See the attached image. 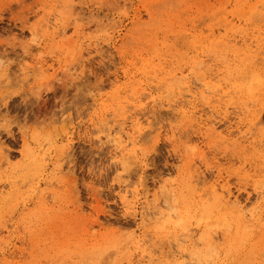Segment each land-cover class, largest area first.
Here are the masks:
<instances>
[{"label": "rangeland", "instance_id": "1", "mask_svg": "<svg viewBox=\"0 0 264 264\" xmlns=\"http://www.w3.org/2000/svg\"><path fill=\"white\" fill-rule=\"evenodd\" d=\"M68 1L0 0V264H264V224L236 242L210 187L264 215V84L259 100L233 86L264 74V0ZM131 121L123 169L105 136Z\"/></svg>", "mask_w": 264, "mask_h": 264}, {"label": "bare ground", "instance_id": "2", "mask_svg": "<svg viewBox=\"0 0 264 264\" xmlns=\"http://www.w3.org/2000/svg\"><path fill=\"white\" fill-rule=\"evenodd\" d=\"M68 2H71L68 1ZM68 2L66 5H68ZM63 3V2H62ZM66 3V2H65ZM70 4V3H69ZM71 5V4H70ZM259 47V46H258ZM250 64V63H249ZM251 67V71L248 70V72H246V70H242V71H238L237 73V79L238 80H246V83L245 85H236V83H232L233 86H234V89H236L237 92H240L241 94H245L249 99H260L261 98V95L262 93H260V88L262 89V86L264 84V74L262 73V71L256 67L253 62ZM209 73V72H208ZM207 73V74H208ZM192 74V73H191ZM206 74V73H205ZM236 74V73H235ZM170 75V74H168ZM178 75V74H177ZM210 75V74H209ZM222 75V74H221ZM200 76V75H199ZM198 76V77H199ZM207 76V75H206ZM214 76V75H213ZM212 76V77H213ZM195 77V76H194ZM203 77V76H202ZM211 77V76H210ZM209 77V78H210ZM211 77V79H212ZM185 78V77H184ZM197 78V77H196ZM214 78V77H213ZM169 79V78H168ZM201 79V78H200ZM233 79V78H232ZM231 79V80H232ZM170 80H172L173 82H175L176 84L179 83V86L184 88V90L186 91L187 93V96L190 97L189 100L193 99V98H197L196 97V93L191 89V86L188 82L186 81H190V80H186L183 79L182 77H176V75H171L170 77ZM197 83L200 81L199 79H197ZM207 78L205 79H201V81H203L204 83H202L203 85V89L206 93L212 95V97H222L223 95H225L224 92H221V88L220 86H212L210 84V81H206ZM235 82V81H234ZM161 83V82H160ZM201 83V82H200ZM224 83V82H223ZM220 84L221 86L223 85ZM238 83V82H237ZM241 83V82H240ZM170 84V82H169ZM169 84H167L165 87L166 88H169ZM174 84V83H173ZM175 84V85H176ZM196 84V83H195ZM228 84V83H227ZM164 85V84H163ZM194 85V84H193ZM201 85V84H199ZM230 85V83L228 84ZM197 86V85H195ZM193 86V87H195ZM160 87V86H159ZM179 87V88H180ZM197 88V87H196ZM231 88L232 85H231ZM230 88V89H231ZM142 89V88H141ZM194 89V88H193ZM143 90V89H142ZM150 90V89H149ZM195 90V89H194ZM198 91V90H197ZM167 93H170L167 89ZM172 93V92H171ZM184 93V92H183ZM204 92H202L201 94H203ZM181 95V94H180ZM184 95V94H182ZM180 96L181 98L183 96ZM149 97V95H147ZM147 97V98H148ZM186 97V95H185ZM188 97V98H189ZM200 97V95L198 96ZM203 99V97H201ZM205 98V97H204ZM210 98V97H209ZM141 99V98H140ZM139 99V100H140ZM167 99V98H166ZM173 99V98H172ZM171 98L168 99L169 101H167V105H168V108L172 109V110H178V113H180L183 117V119H185L186 121H188L190 124H194L199 131L201 130H204V132L206 134H210V135H213L215 134L216 132V123L213 124V121L206 118V119H201V115L199 116V119L200 121H196L195 119H193V116L192 114L190 113L192 110H195V106L194 104L192 103V101H187V104H183V102H180L177 100V98L173 99L172 100ZM208 99V98H207ZM166 101V100H165ZM220 101V100H218ZM214 102V101H213ZM122 103V102H121ZM216 103V102H215ZM134 107V106H133ZM139 107V106H138ZM126 108V107H125ZM136 108V107H134ZM189 108L191 109V111H187L186 109ZM208 108V107H207ZM210 109V108H209ZM122 110H125V109H122ZM138 110V109H137ZM127 111V110H126ZM124 112V111H123ZM192 113H194L192 111ZM206 113V112H204ZM134 114V113H133ZM194 114H197V113H194ZM222 114V113H221ZM239 114V113H238ZM136 115V114H135ZM138 115V114H137ZM213 115V114H212ZM226 115V114H224ZM125 116V115H124ZM133 116V115H131ZM237 116V115H236ZM118 117V116H117ZM123 117V116H122ZM129 117V116H128ZM127 117V118H128ZM130 118V117H129ZM224 118H226L224 116ZM230 118V116H229ZM232 118V117H231ZM235 119V118H234ZM225 121V120H224ZM215 122V120H214ZM130 126H125V123H121L118 127V129H108L107 131V134L105 136V139L109 142V144L111 143L113 148H114V151L117 152V154L120 156V163H121V167L124 169V168H127V167H130L131 164H135L136 161H133L134 160V151L133 149L131 151L128 150V148L131 146L133 147L134 144L136 143L135 140L137 139V136L135 137V135H140L141 134V129L139 128V123L137 121H131L130 122ZM227 124V123H226ZM127 125V124H126ZM141 125V124H140ZM225 125V124H224ZM217 127H220V126H217ZM230 128V127H229ZM218 130V129H217ZM224 130V129H223ZM231 132V131H230ZM228 132V134H226L227 136H231V133ZM233 133V132H232ZM242 136V134L240 135ZM218 137H222V136H219L218 134ZM233 139V138H232ZM225 140V139H224ZM137 141V140H136ZM190 141V140H189ZM188 141V142H189ZM115 155V154H114ZM261 156H264V151H263V154H261ZM118 157V156H117ZM116 157V158H117ZM121 168V169H122ZM219 181V180H218ZM141 182V181H140ZM220 182V181H219ZM218 182V183H219ZM142 184V183H141ZM140 185V184H138ZM144 185V184H142ZM142 187V186H141ZM145 187V186H143ZM192 187V186H191ZM211 191L214 195V198H213V202H214V206L217 208L219 206L220 208V205L222 207H227L229 208V210L233 211L235 213V229H236V242H239V240L241 239L243 230L245 229H250L251 232L253 233H258L260 230L263 229V224H264V215L262 213V210L260 209V207L256 206L254 208H251V209H246L248 208L246 205H242L240 203V201L238 200V198L236 197H233L232 196V193L230 191V189L228 188H225L224 186H216L215 183H213L211 186ZM190 189V188H189ZM188 189V190H189ZM195 190V189H194ZM1 192V191H0ZM208 193H211V192H208ZM1 194V193H0ZM209 196V195H208ZM213 197V196H212ZM126 199V198H125ZM233 199V200H232ZM123 202H125L124 199H122ZM206 202V201H205ZM226 208V209H227ZM210 209H212V207L210 206ZM216 211V210H215ZM227 211V210H226ZM211 212V211H210ZM204 213V212H202ZM201 213V215H202ZM226 213V212H225ZM229 213V212H227ZM226 213V215H227ZM232 213V212H230ZM142 214V213H141ZM208 214L209 216V213L207 212L206 215ZM136 215V214H135ZM147 215V214H146ZM151 219H155L156 222H158V220H162L165 222V220L167 221H171L172 220V214H169V213H166L165 210L161 209L160 206H153L152 208V211L148 214ZM147 215V216H148ZM225 215V216H226ZM230 215V214H229ZM207 216V217H208ZM206 217V218H207ZM223 217V216H222ZM221 217V218H222ZM148 218V217H147ZM224 218V217H223ZM214 219V218H213ZM149 220V219H147ZM178 220V219H177ZM204 220V219H203ZM206 220V219H205ZM208 220V219H207ZM226 220V219H225ZM212 221H216V220H212ZM162 223V222H161ZM224 223V221H223ZM212 225L211 226H208L210 227L211 229L213 228V225L215 224V222H212L211 223ZM157 225V224H156ZM164 225V224H163ZM172 225V224H171ZM217 225V224H216ZM219 226V225H218ZM227 226V229L232 227V223H228L226 224ZM158 227V226H157ZM166 229V228H165ZM158 230V229H157ZM162 230V228H161ZM206 231V230H205ZM207 234L205 236H209L208 232H206ZM212 234V233H211ZM211 236V235H210ZM208 238V237H206ZM210 239V237H209ZM212 241V239H211Z\"/></svg>", "mask_w": 264, "mask_h": 264}]
</instances>
